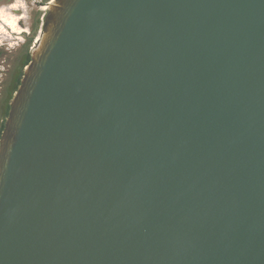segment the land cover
Here are the masks:
<instances>
[{"label":"water","instance_id":"water-1","mask_svg":"<svg viewBox=\"0 0 264 264\" xmlns=\"http://www.w3.org/2000/svg\"><path fill=\"white\" fill-rule=\"evenodd\" d=\"M0 264H264V0H53L0 140Z\"/></svg>","mask_w":264,"mask_h":264},{"label":"flooded vegetation","instance_id":"flooded-vegetation-1","mask_svg":"<svg viewBox=\"0 0 264 264\" xmlns=\"http://www.w3.org/2000/svg\"><path fill=\"white\" fill-rule=\"evenodd\" d=\"M2 0H0L1 2ZM4 1V0H3ZM15 5H11L9 8L14 7ZM16 7V6H15ZM16 9V10H15ZM16 13H19L22 8H13ZM19 15V14H18ZM3 17V16H2ZM0 140L3 134V131L6 126V122L8 120L9 111H10V102L16 90L18 89L21 80L24 75V70L26 67L25 60L32 49L34 48L35 39L38 35L39 30V17L36 20H32L33 24H30L31 19L28 17V20L23 18V15L19 16V20L15 19V27L18 30H14L8 24L11 20H5L6 25L3 23L2 18L0 17ZM31 21V23H32ZM18 23V25H17ZM27 24V27L22 28ZM22 30V34H17L20 37L14 36L17 38L19 42H16V47H12L11 43L9 42V35L7 29L11 28V32L14 34L20 32ZM19 38V39H18ZM12 49V50H11ZM14 51H18L17 56L13 61L10 62L9 56Z\"/></svg>","mask_w":264,"mask_h":264},{"label":"rangeland","instance_id":"rangeland-1","mask_svg":"<svg viewBox=\"0 0 264 264\" xmlns=\"http://www.w3.org/2000/svg\"><path fill=\"white\" fill-rule=\"evenodd\" d=\"M53 0H2L0 2V17L2 18V21L5 25V27L7 26L9 28L8 25H6L5 20L8 19L11 21H15V19L19 20V16L23 15V18L25 20H28V17L32 20H36L37 17H41L43 14H45L44 18L47 15V10L48 8L44 9V7L48 6V4H50ZM11 5H15L12 8H9ZM9 6V7H8ZM13 8H22V10L19 13H16L15 10H13ZM44 10V11H43ZM19 14V15H18ZM3 16V17H2ZM30 24H33V21ZM1 22V21H0ZM15 25V22H14ZM18 25V23H17ZM19 27V26H18ZM22 28L27 27V24H25L24 26H21ZM16 30H18V28L15 27ZM20 29V27H19ZM11 30V28H10ZM9 29H7L9 35H11V37H9V42L11 43V46L16 47V42H19L17 40V38H15L14 36L20 37L17 34L11 33ZM19 39V38H18ZM40 39V36H39ZM12 50V49H11ZM18 51H14L12 54H10L9 59L10 62L13 61L15 59V57L17 56Z\"/></svg>","mask_w":264,"mask_h":264},{"label":"built area","instance_id":"built-area-1","mask_svg":"<svg viewBox=\"0 0 264 264\" xmlns=\"http://www.w3.org/2000/svg\"><path fill=\"white\" fill-rule=\"evenodd\" d=\"M44 16H45V14H43L41 17H39V30H38V35H37V37L35 39V44L39 40V36H40V34L42 32V28H43V25H44V19H45Z\"/></svg>","mask_w":264,"mask_h":264},{"label":"bare ground","instance_id":"bare-ground-1","mask_svg":"<svg viewBox=\"0 0 264 264\" xmlns=\"http://www.w3.org/2000/svg\"><path fill=\"white\" fill-rule=\"evenodd\" d=\"M9 7V6H8ZM46 8H48V6H47V4H46V6L44 7V9H46ZM44 11V10H43ZM8 24H9V26L11 27V28H13L14 30H16L15 29V26H14V23L12 22V21H10V22H8ZM10 30V29H9ZM22 30H24V29H20V32H17V33H15V34H22ZM10 32H11V30H10ZM11 33H13V32H11Z\"/></svg>","mask_w":264,"mask_h":264},{"label":"trees","instance_id":"trees-1","mask_svg":"<svg viewBox=\"0 0 264 264\" xmlns=\"http://www.w3.org/2000/svg\"><path fill=\"white\" fill-rule=\"evenodd\" d=\"M29 61H30V56H28L27 59L25 60L26 65L28 64Z\"/></svg>","mask_w":264,"mask_h":264}]
</instances>
